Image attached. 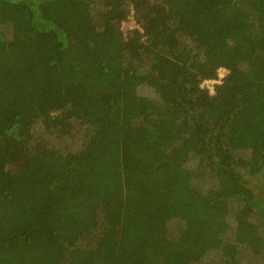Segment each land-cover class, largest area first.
<instances>
[{
    "label": "trees",
    "instance_id": "obj_1",
    "mask_svg": "<svg viewBox=\"0 0 264 264\" xmlns=\"http://www.w3.org/2000/svg\"><path fill=\"white\" fill-rule=\"evenodd\" d=\"M0 264H264V0H0Z\"/></svg>",
    "mask_w": 264,
    "mask_h": 264
},
{
    "label": "rangeland",
    "instance_id": "obj_2",
    "mask_svg": "<svg viewBox=\"0 0 264 264\" xmlns=\"http://www.w3.org/2000/svg\"><path fill=\"white\" fill-rule=\"evenodd\" d=\"M136 24L135 19L130 16V18L125 19L124 22L121 23V32L128 37L133 28L136 27ZM137 25L139 26V24ZM228 72L227 69H222V74L227 75Z\"/></svg>",
    "mask_w": 264,
    "mask_h": 264
},
{
    "label": "built area",
    "instance_id": "obj_3",
    "mask_svg": "<svg viewBox=\"0 0 264 264\" xmlns=\"http://www.w3.org/2000/svg\"><path fill=\"white\" fill-rule=\"evenodd\" d=\"M222 69L223 67L219 68V73H218L219 75L217 78H208L202 82V86L208 87L211 93L215 92V85L221 83L225 77V75L222 74Z\"/></svg>",
    "mask_w": 264,
    "mask_h": 264
},
{
    "label": "clouds",
    "instance_id": "obj_4",
    "mask_svg": "<svg viewBox=\"0 0 264 264\" xmlns=\"http://www.w3.org/2000/svg\"><path fill=\"white\" fill-rule=\"evenodd\" d=\"M221 68V67H220ZM224 68V67H223ZM226 69V68H225ZM218 73H219V69H218ZM219 75V74H218ZM226 76V75H225ZM225 78V77H224ZM206 79H208V78H206Z\"/></svg>",
    "mask_w": 264,
    "mask_h": 264
}]
</instances>
